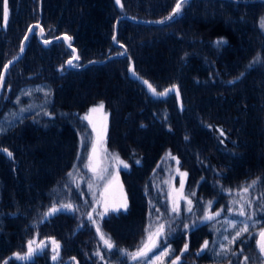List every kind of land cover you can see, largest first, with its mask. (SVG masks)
<instances>
[{
    "label": "trees",
    "instance_id": "16d2710c",
    "mask_svg": "<svg viewBox=\"0 0 264 264\" xmlns=\"http://www.w3.org/2000/svg\"><path fill=\"white\" fill-rule=\"evenodd\" d=\"M176 2L121 0V7L115 0H7L5 27L0 0V71L16 55L32 22L41 25L45 39L60 34L71 37L78 66L121 52L111 41L119 15L160 20ZM262 21L264 0H187L162 25L120 21L117 41L127 54L80 70L65 67L72 52L62 41L44 47L34 29L21 59L6 73L0 119L13 112V101L23 88L46 87L49 99L40 111L16 118L0 133V148L12 153L9 158L0 151V262L56 264L49 261V243L33 261L19 262L9 256L25 251L29 241L44 238L59 243L61 261L71 258L66 264L124 261L119 250L139 246L152 202L159 201L152 178L167 152L187 173L186 187L213 204L224 202L230 196L224 198L225 193L241 183L264 178ZM218 40L224 43L217 46ZM258 55L261 63L249 67ZM129 65L137 78L147 80L157 92L175 85L179 97L173 93L150 97L137 79L128 77ZM98 102L108 111L106 147L130 162L120 173L129 206L125 213L99 223L115 245L112 253L104 250L99 255L98 233L93 227L78 226L75 212L44 216L54 196L75 197L68 174L75 165L78 134L87 127L78 114ZM217 127L223 136H216ZM258 184L264 196V180ZM254 215L255 234L264 227V210L260 219L258 212ZM223 216L224 212L212 221L197 223L193 230L182 232L179 241L188 236V244L197 248L204 238H216ZM248 235L252 237V232ZM247 262L259 263L254 257Z\"/></svg>",
    "mask_w": 264,
    "mask_h": 264
},
{
    "label": "rangeland",
    "instance_id": "374dc122",
    "mask_svg": "<svg viewBox=\"0 0 264 264\" xmlns=\"http://www.w3.org/2000/svg\"><path fill=\"white\" fill-rule=\"evenodd\" d=\"M43 36L44 33L42 34L41 38L45 39ZM126 54H127V50H126ZM73 65L75 64L73 63ZM129 67L132 66L129 65L127 68ZM25 92H29L30 95H24ZM33 95H35L34 97L38 98V101L32 98ZM25 97L30 99L22 103L21 99ZM48 99H49V93L46 87L38 85V87H34V88H23L21 92H19V94L17 95L15 101H13L14 104L13 112L6 113L0 119V126L6 129L13 123V121L16 118H19L22 115L32 111H36V110L40 111L42 108L45 107ZM101 103L103 102H98L93 105H90L83 112L78 114L83 125H87V127L84 131H80L78 134V145H77L78 147L74 159L75 167L70 172L72 173V175L68 177V182H70V185L73 188L75 197L70 196V193H68L64 195H56L52 198V203L56 204L57 207H59V205L61 204H67V203L73 204L75 210L71 211V213L75 212L77 214L78 226H82V228L86 230H88L90 227H93L96 232H97L96 230L97 226L99 227V223H101V221H103L105 218L111 215L123 214L127 210L121 208L118 212L109 211V213L106 216L101 218L99 213L104 211L105 205H108L109 207L116 206L121 204L126 199L127 208L129 206L126 189L120 179V173L121 170H126L129 168L130 162L127 161L126 159H123L116 152L111 151L106 147L107 127H106V131L104 132L103 140L98 142L97 154L93 160V166L97 168V174L94 175V173L89 171L88 167H86V165L88 164V156L92 152L93 141L97 139L98 133L103 131V127L105 123L106 126L108 125V111L105 110V108L103 107L101 111L90 114L93 124L96 125L97 128L96 132L93 131V126L89 124L87 120L82 119V117L89 115V109L93 107H97ZM22 108L27 110L21 112L20 110ZM221 132L223 133L222 129L217 127L216 136H223L224 133L223 135H221ZM221 142L223 143L222 140ZM168 153L169 152H167L160 158L161 163L159 167V172L156 173L152 178V185L154 186L155 190L158 191L156 196L158 197L160 195V198L158 202H152V204H154L155 207L152 206L149 211L150 215L147 220L146 228H149V225H152L153 226L152 230L155 231L156 226H158L160 223H165L166 232L170 233L166 238V243L169 244V247L168 245H165L163 243L159 248L154 249L153 253H149V256L154 258L156 255H160L161 252L167 248L169 250L168 254L161 256L160 261L156 262V264H163L165 258L169 254H171L170 247L171 248L174 247L172 243L173 241L172 240L169 241V239L178 238L177 250L178 247L182 248L183 244L186 242L179 241L180 234L182 232L184 233L193 230L192 227L194 224L196 225L197 223L201 224L208 222L202 220V217L204 216L205 211L207 210L209 211V213L220 212V214H222V212H224V216L222 219L218 220L221 223V227H222L220 231L221 234L220 237L215 238L213 236L210 241L206 238L203 239L204 241L205 239L209 241L208 247L204 252L211 254V256L214 259V262L216 263H218L221 260L223 261L226 260V262L232 260L233 264H243V262L241 263L240 259L236 255L227 257L228 255L227 253L229 251L232 252L236 249L234 248L235 243L229 245L228 240H230L235 235V232L239 228L244 227L245 223H247L248 225V232L244 233V235H247L252 232V238H255L256 234H254V229H256L257 227L256 226L257 219L256 216L253 215V213L258 212V209L261 213L263 211L261 209V205H264V196L261 195L260 193L261 187H259V184L257 183L253 188L249 190V192L244 193L243 188L251 184L254 179L247 180L244 183H241L239 188L234 189L230 194L227 191V193H225L224 195V198L227 195L230 196H228V199H226L224 202H222L221 204L214 203L213 206L209 208L208 207L209 201H206L208 199H205L203 195L198 194L196 190H191L186 187L187 186L186 176L181 175V173H185V170H183L177 164L178 159L177 158L172 159L171 157L174 156L172 154L171 156H169ZM78 154L81 157V159L77 158ZM115 156H118L120 160L124 161L128 165V167L124 168L123 165L119 164L118 161L114 158ZM135 162L136 164H138L136 160ZM100 175H102L103 177L102 179L99 178ZM181 182H183V189H181ZM89 183L93 185L92 189H89L88 187ZM193 192L195 193V195H192ZM78 194L80 195V197H78ZM180 196L186 197L187 199H190L192 201L191 212L187 211L188 205L185 199H177ZM245 201H250L251 207H249V205L245 203ZM174 202H178L180 208L179 214L172 212V207ZM241 206L245 208L247 214L246 216L237 215ZM229 209H232V211H229ZM64 212H69V211L64 210ZM89 213H92V218L97 222L96 224H93L88 219ZM248 216H251V219H248ZM236 217L239 218V221H237ZM227 221L236 222L237 227L230 228L228 226ZM185 224L189 225V228L185 229L184 227ZM263 228L261 227L260 229L262 230ZM106 237L108 236L106 235ZM146 238H147V233L144 231L143 235L142 236L140 235L138 238L139 239L138 247L141 246V242L143 240H146ZM39 240L34 241L35 243L32 245L33 248H35V245L40 242ZM47 244L48 243L42 242L41 245L43 246V249L47 247ZM203 244L204 242L201 244V246ZM238 246H241V244H239ZM138 247L128 252L129 253L134 252L135 250L138 249ZM52 248L53 247H51V245L48 248L49 259H52L53 256ZM225 249H230V250L225 251ZM27 250H28V243L26 245L25 251L20 252L19 254L25 255ZM97 250L99 252H103L104 250L109 251L105 247L101 239H100V243L97 245ZM110 253H112V250ZM205 253H203L204 255H202V257L205 256ZM59 259H60L59 257L55 261L52 259V262L56 264H58L57 262H60L59 264H64L71 261V258L66 259L63 262L61 261L62 259H60V261ZM119 259L124 261L114 262L113 264H125V260H127L128 257L121 256ZM260 261L261 258L258 264H260ZM133 263L142 264V262L140 261H135ZM149 264H152V262L150 261ZM246 264H250V262H247Z\"/></svg>",
    "mask_w": 264,
    "mask_h": 264
},
{
    "label": "snow or ice",
    "instance_id": "6c2138e0",
    "mask_svg": "<svg viewBox=\"0 0 264 264\" xmlns=\"http://www.w3.org/2000/svg\"><path fill=\"white\" fill-rule=\"evenodd\" d=\"M185 2H187V0H178V3L176 4V7L173 9L172 14H170L169 17H167L166 19H172L173 14L179 13V11H180V9L182 7V4L185 3ZM115 3H116V5H119V6L123 7V5L121 4V0H115ZM3 16H4V26L6 27L7 18H8L7 0H4ZM158 23H163V21H159ZM262 27H264V21H262ZM32 31H33V28L30 26L29 27V33H31ZM42 32H43V29H41V33ZM27 38H28V36L26 35L25 39H27ZM64 39L66 41H70L71 37L65 36ZM113 40L114 41L116 40L115 35H113ZM45 43H47V41H45ZM223 43H224L223 40H218L216 42V45L217 46H221ZM69 47H71V44H69ZM121 47H123V45H121ZM21 52H23V44L21 46ZM73 52L75 53V49H73ZM120 55H123V53H120ZM76 59H79V57L74 55L73 56V60H76ZM73 60H69L68 64L69 65H73ZM11 63H12V61H9L8 63L4 64L5 72L9 68ZM256 63H261V58H260L259 55L256 58H254V61L252 62V64L249 65V67H252V65L256 64ZM129 71L132 72L133 75H135V72H134V70L132 68H130ZM241 75H243V73ZM3 80H4V74L0 73V85H2ZM233 82L234 81H230L229 83H233ZM143 83L148 86L149 90L152 92V94L154 96H165L170 91H172L173 89L176 88V86L173 85L172 89H165L164 92H159L158 93L156 91V89L147 80H144ZM176 94H177V97H179V91L178 90H177ZM24 95H30V93L29 92H25ZM103 107H104V105H103V103H101L97 107H93V108L89 109V115H86V116L82 117V119L87 120L88 123L93 126V131L94 132L97 131V128H96V125L93 124V121H92V118H91L90 114L98 112V111H101L103 109ZM26 110L27 109H23L22 108L20 111L24 112ZM106 127L107 126H106V123H105V125L103 127V131L98 133L97 139L93 141V143H92V152L88 156V164L86 165V167H88L89 171L93 172L94 175L97 174V168L93 166V160H94V158H95V156L97 154L98 142L102 141L103 138H104V132L106 131ZM4 131H6V129L3 128L2 126H0V133H3ZM221 135H223L222 132H221ZM3 151L7 152V149H4ZM7 155H8L9 158L12 157V153L11 152H7ZM168 155L171 156L170 153ZM77 158L81 159L79 154H78ZM114 158L118 161L119 164L123 165L124 168L128 167V165L124 161L120 160L118 156H115ZM171 158L175 159V157H171ZM137 163H139V161H137ZM178 163H179V161L177 160V164ZM74 167H75V165H74ZM68 175L71 176L72 173H69ZM181 175L182 176H186L187 173H181ZM99 178L102 179L103 178L102 175H100ZM260 180H264V178H257V180H253L251 184H249L247 187L243 188V192L244 193L249 192V190L251 188H253ZM88 187H89V189H92L93 185L91 183H89ZM181 189H183V182H181ZM192 195H195V193L193 192ZM177 199H185L186 202H187V205H188L187 211L188 212L192 211V207H191L192 201L190 199H187L186 197H183V196H180ZM245 203H247L249 205V207H251V202L250 201H245ZM211 205H212V201H209L208 202V207L210 208ZM121 208H123L125 210L127 209V200L126 199L121 204L116 205V206L109 207L108 205H105L104 206V211L99 213V215L101 216V218H103L104 216H106L109 213V211L118 212ZM261 209L264 210V205H261ZM64 210L71 212V211H74L75 208H74V205L71 204V203L61 204V205H59V207H57L56 204H53V206L50 207L48 209V211L44 213V216L45 217H49V216L55 215L57 212L64 211ZM229 211H232V209H229ZM172 212L179 214L180 208H179L178 202H174L173 207H172ZM254 214L255 213H253V215ZM219 215H220V212L209 213V211L206 210L204 216L202 217V220L203 221H212L216 217H218ZM237 215H239V216H246L247 215L246 211H245V208L243 206H241V208L239 209ZM88 219L93 224L97 223L95 220H93L92 213L88 214ZM248 219H251V216H248ZM227 223H228V226L230 228H236L237 227L236 222L227 221ZM152 227H153L152 225H149V228L145 229V232L147 233V238H146V240H143L141 242V246L138 247L136 252L129 253V252H127V250L120 249L119 250L120 255L121 256H127L132 261H140V262H142V264H149L150 261L152 262V264H156V262L160 261L161 256L167 255L169 250L166 248L164 251L161 252L160 255H156L154 258L149 256V253H153L154 249H157V248H159L161 246V244L166 243V238L170 234V233L166 232V224L165 223H160L158 226H156L155 227V231L152 230ZM184 227H185V229H187V228H189V225L185 224ZM193 227H196V225L194 224ZM96 230H97V233L100 235V239L103 242V244L105 245V247L109 251L113 250L115 245L111 241V238L110 237H106V235L101 231V229L98 226H97ZM246 232H248L247 223L244 224V227L239 228L235 232V235L230 240H228V244L231 245V244L235 243ZM259 236H260V239L257 240V246L259 248V252H260L261 256L264 257V231H261L259 233ZM226 239H227V237H226ZM34 243H35L34 241H29L28 242V252H27V254H25L23 256H21L19 254H14L16 256V258L18 260L29 261V260L32 259V257L34 255L39 254V252L43 250V247L41 245V247H39L37 249H34L32 247V245ZM52 244L54 245V247L52 248V251H53L52 259L55 261L59 257L60 245L55 240L52 241ZM208 244H209V241L205 240L204 244L201 246L200 252H198V255L200 253L204 252L207 249ZM187 249H188V245L185 244L184 245V249L182 251H186ZM229 250L230 249H225V251H229ZM96 254L99 255V251H97ZM232 254L235 255L234 252ZM248 259H249L248 257H245V261L243 262V264H246ZM179 260H180V257L177 256L176 259L172 261V264H178ZM6 264H7V262H6Z\"/></svg>",
    "mask_w": 264,
    "mask_h": 264
},
{
    "label": "water",
    "instance_id": "95a60500",
    "mask_svg": "<svg viewBox=\"0 0 264 264\" xmlns=\"http://www.w3.org/2000/svg\"><path fill=\"white\" fill-rule=\"evenodd\" d=\"M177 3H178V1L176 2V4H177ZM176 4H175L174 8L176 7ZM3 11H4V3H3ZM172 12H173V10H172ZM172 12L169 13L166 17H164L163 19H160V20H148V19L136 18V17L130 16V15H126V14L119 15V16L114 20V23H113V34H112V39H111V41H112V44H113L114 46L121 48V52L113 53V54L107 56L106 58H104V59H102V60H90V61L86 62L85 64L78 65V66H76V65L73 66V65H69V64H68V61H69V60H73V56H74V55H75V56H78V51H77V49H76L74 46H72V45H71V47H69V44H71V43H70L71 40H70V41H66V40L64 39V37H65V36H68V35H66V34H60V35H57V36H55V37H53V38H50V39H43V38H41V36H42V34L44 33V30H43V32L41 33V29H43V28L41 27V25H40L38 22L31 23V24L28 25V27L26 28V30H25V32H24V35H23L22 38H21V41H20V43H19V49H18L17 54H16L15 56H13L12 58H10L9 60H7V61L4 63V64H6V63H8L9 61H12L11 65H10L9 68L6 70V72H5V70H4V65H3L2 68H1L0 73H3V74H4V80H5V76H6L7 71H8V70H9L14 64H16V63L21 59V57H22V55H23V53H24V51H25V48H26V42H27L28 38L31 36V34H32V32H33V31H32L31 33H29V27H30V26L33 28V30L36 29L35 37H36L37 41H38L42 46H44V47H48L51 43H55V42H58V41H62V42L64 43L65 47H66L68 50H70V51L72 52V55H71L70 57H68V58L66 59V61H65V67H66L67 69H71V70H80V69H83V68L87 67L88 65H100V64H103V63L107 62V61L110 60V59H113V58H120V57H123V56L126 54V48H125V46H124L123 44L117 42V38H116L115 41L113 40V35H115V37L117 36L118 23H119L120 21H122V20H127V21H130V22H133V23H138V24H146V25H162V24H165V23H167V22H169V21L171 20V19H166V18L169 17V15L172 14ZM175 15H176V14H173L172 18H173ZM159 21H163V23H158ZM3 25H4V16H3ZM37 25H38V26H37ZM26 35L28 36L27 39H25V36H26ZM45 41H47V43H45ZM22 44H23V52H21V46H22ZM121 45H123V47H121ZM73 49H75V53L73 52ZM120 53H123V55H120ZM77 60H78V59L73 60V63H74L75 61H77ZM130 68H132V67H129V68L127 69L128 77H129L130 79H132V80L137 79L138 82L143 86V88L145 89L146 93H147L150 97H152V98H156V99H160V98H164V97H166L167 95H169V94H171V93L175 94L176 97H177V94H176V92H177V90H178L177 87H176L175 89H173L172 91H170V92H169L167 95H165V96H154V95L152 94V92L149 90L148 86H147L146 84L143 83V81H144L145 79H143V78H137L136 74L133 75L132 72L129 71ZM132 69H133V68H132ZM4 80H3V82H2V85H0V94H1V91H2V88H3ZM172 86H173V85H172ZM172 86H169V87H167V88H165V89H172ZM165 89H164V90H165ZM164 90H162V91H160V92H164ZM158 93H159V92H158ZM177 98H178V97H177ZM4 149H5V148H0V151H2V152L5 154V156L8 157L7 152H9V151L7 150V152H5V151H3ZM261 231H264V228H263ZM261 231H260V232H261ZM260 232H259V233H260ZM258 239H260L259 234H258V236H257V238H256V248H257V250H258V252H259V248H258V246H257V240H258ZM48 240H49V241H52L51 239H48ZM41 243H42V242H39V243H38L37 248L40 247ZM259 253H260V252H259ZM260 255H261V254H260ZM261 257H262V256H261ZM262 259H263V263H262V264H264V257H262ZM74 264H77V263L74 262Z\"/></svg>",
    "mask_w": 264,
    "mask_h": 264
},
{
    "label": "flooded vegetation",
    "instance_id": "af4514ba",
    "mask_svg": "<svg viewBox=\"0 0 264 264\" xmlns=\"http://www.w3.org/2000/svg\"><path fill=\"white\" fill-rule=\"evenodd\" d=\"M211 206H213V203H212ZM259 214H261V213L258 210V219H260L259 218ZM238 221H239V219H238ZM259 228H257V230H256V233H255L256 236H255V238H252L248 234L247 235H244L243 234L242 237L235 242L234 248H236V249L234 251H232V252L229 251L227 253L228 254L227 257L234 256L232 254L234 252L235 255L240 259L241 263L245 261V257H248V258L254 257V258H256L257 261H259V259L257 258L256 254H255V251H256L257 254L259 255V257L261 258L260 264H262L263 263V259H262L260 253L258 252V250L256 248V238L258 236V233L261 230ZM219 232H220V230H219ZM219 232H218L217 235H215L216 238L220 237L221 234ZM48 239H51L53 241L52 238H44V239H41L39 241L40 242H43V243H49L51 245V247H54V245L52 244V241H49ZM171 240L173 241L172 243H173V246L174 247H172V248L170 247V253L171 254H169L165 258L163 264H172V261L175 260L177 256L180 257V260H179L178 264H210V263H213V264H233L232 260L231 261H228V262H226V260L225 261L221 260L218 263L213 262L212 260H214V259L211 256V254H208V253H205V252H202V253H200L198 255V252H200L201 244L204 242V240H202L200 242L199 247L194 248L193 247L194 245L191 246V245L188 244V240H189L188 239V236H185V242L186 243L183 244L182 248L181 247H178V250H177V240H178V238L177 239L170 238L169 241H171ZM250 240H251V242H250ZM164 244L165 245H168V247H169V244L168 243H164ZM185 244L188 245V249L186 251H182L184 249V245ZM239 244H241V246H238ZM37 245L38 244L35 245V248L34 249H37ZM40 247H41V245H40ZM254 247H255V251H254ZM251 249H252V251H251ZM42 251H40L39 254H41ZM136 251L137 250H135L134 252H136ZM27 252H28V250L26 251V254H27ZM203 253H205V256L202 257V255H204ZM14 254H19V253H14ZM14 254H10L9 256H11L13 259L18 260ZM21 256H23V255H21ZM34 256H36V255H34ZM34 256L29 261H33L34 260ZM18 261L19 262H29V261H24V260H18ZM49 261L51 263H53L52 262V259H49ZM126 261H127V264H130V263L132 264L133 262H135V261H132L130 258H128ZM3 262H4V260L1 261L0 264H3ZM64 264H66V263H64ZM133 264H135V263H133Z\"/></svg>",
    "mask_w": 264,
    "mask_h": 264
},
{
    "label": "bare ground",
    "instance_id": "6f19581e",
    "mask_svg": "<svg viewBox=\"0 0 264 264\" xmlns=\"http://www.w3.org/2000/svg\"><path fill=\"white\" fill-rule=\"evenodd\" d=\"M3 2H4V0H3ZM32 23H34V22H32ZM18 49H19V47H18ZM17 52H18V50H17ZM17 54V53H16Z\"/></svg>",
    "mask_w": 264,
    "mask_h": 264
}]
</instances>
